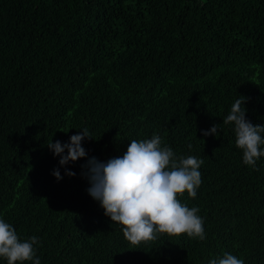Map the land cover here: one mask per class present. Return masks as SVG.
<instances>
[{"label": "trees", "instance_id": "obj_1", "mask_svg": "<svg viewBox=\"0 0 264 264\" xmlns=\"http://www.w3.org/2000/svg\"><path fill=\"white\" fill-rule=\"evenodd\" d=\"M240 97L264 125V0H0V219L38 238L41 264H264V157L245 165L223 124ZM85 128L86 157L61 166L48 144ZM154 134L203 160L196 197L177 196L203 241L133 246L88 194L89 159Z\"/></svg>", "mask_w": 264, "mask_h": 264}, {"label": "clouds", "instance_id": "obj_2", "mask_svg": "<svg viewBox=\"0 0 264 264\" xmlns=\"http://www.w3.org/2000/svg\"><path fill=\"white\" fill-rule=\"evenodd\" d=\"M245 102L246 98H238L223 124L234 125L236 147L243 151V163L254 168L264 157L261 148L264 145V125L254 126L246 120ZM219 127L213 125L202 135L217 136ZM85 138L91 139L87 128L71 136L68 143L51 141L48 148L60 157L59 163L64 166L86 157V150L81 146ZM161 144V137L156 134L150 140H132L122 157L106 163L93 157L82 166L88 170L82 173L91 185L88 194L100 203L105 216L122 226L123 236L133 246L156 240L160 234L170 237L187 234L189 238L201 241L206 238L203 220L197 215L199 209H190L177 199L185 192L190 198L196 197L203 160L194 156L177 159L170 147ZM65 150L67 155H64ZM52 174L57 181L62 179L58 169ZM65 175L73 177L75 173L66 171ZM37 243L35 236L20 241L13 226L0 219V258H4L7 264H24L26 261L41 264L38 257L34 259L33 246ZM209 264H244V261L225 253L222 258L210 260Z\"/></svg>", "mask_w": 264, "mask_h": 264}]
</instances>
